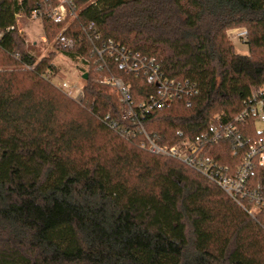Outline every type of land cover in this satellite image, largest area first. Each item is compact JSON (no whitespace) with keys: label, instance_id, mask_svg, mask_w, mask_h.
Instances as JSON below:
<instances>
[{"label":"trees","instance_id":"16d2710c","mask_svg":"<svg viewBox=\"0 0 264 264\" xmlns=\"http://www.w3.org/2000/svg\"><path fill=\"white\" fill-rule=\"evenodd\" d=\"M44 1L0 0V264H264V214L253 218L196 169L111 129L103 118L118 116L117 95L93 70L81 103L43 76L57 73L61 50L44 55L9 28ZM74 1L80 13L65 34L76 45L62 50L72 60L92 50L95 28L97 44L120 42L197 82L191 105L175 99L143 119L160 144L235 116L251 86H264V0ZM40 23L50 40L68 24ZM233 28L248 30V54L229 40ZM116 72L137 100L154 88ZM246 131L259 134L256 123Z\"/></svg>","mask_w":264,"mask_h":264},{"label":"built area","instance_id":"2783aa9c","mask_svg":"<svg viewBox=\"0 0 264 264\" xmlns=\"http://www.w3.org/2000/svg\"><path fill=\"white\" fill-rule=\"evenodd\" d=\"M78 10L74 0H45L42 6L31 11L29 16L16 14L17 24L9 29H17L23 33L20 20L41 21L47 17L55 21H67L58 35L47 41L49 52L53 50L71 51L75 49V39L66 35L69 22L78 18ZM94 23L90 24L92 28ZM228 35L241 41L248 38L246 28H233ZM97 30L87 33L92 50L88 55H81L78 64L82 73L93 70L99 83L110 86L117 95L119 102L118 116L108 113L103 121L120 136L127 140L137 141L147 151L167 156L184 162L210 179L240 204L253 218L264 214V86L252 85L249 95L243 100V107L233 117L214 118L209 126L194 135L185 137L177 143L160 144L158 136L151 134L143 124V119L151 112L170 106L175 99L187 98L191 105V97L199 93L196 81L189 77L171 78L161 69V63L154 56L133 51L120 42L112 39L97 44ZM34 69L35 65H26ZM117 69L138 77H145L154 85L153 90L141 100L133 94L132 85L116 72ZM48 69L43 76L62 92L78 102L84 98L83 86L71 85L67 78L58 81ZM252 123L257 124L256 137L247 136ZM181 134V132H180ZM222 150L224 153L218 151ZM230 154V160H225ZM224 157V159H223Z\"/></svg>","mask_w":264,"mask_h":264},{"label":"rangeland","instance_id":"374dc122","mask_svg":"<svg viewBox=\"0 0 264 264\" xmlns=\"http://www.w3.org/2000/svg\"><path fill=\"white\" fill-rule=\"evenodd\" d=\"M20 26L23 28V35L26 38L27 42L35 43L37 47L40 48L44 55L49 53V46L47 41H51L48 36L45 34L44 29L40 21H30L27 18H22L20 20ZM228 35V31H227ZM229 40L234 44L235 50L240 54H248L249 46L246 42L236 39L232 36H229ZM38 48V49H39ZM43 48V49H41ZM51 52V51H50ZM40 58V57H39ZM54 62L58 68L57 77L53 78L54 81H58L63 77L67 78L71 85L76 84L78 87H82L86 80L83 75L82 66L78 64L77 60H72L68 54L64 51H57L56 57L54 58ZM259 129L264 128V123L258 124Z\"/></svg>","mask_w":264,"mask_h":264},{"label":"water","instance_id":"95a60500","mask_svg":"<svg viewBox=\"0 0 264 264\" xmlns=\"http://www.w3.org/2000/svg\"><path fill=\"white\" fill-rule=\"evenodd\" d=\"M83 77H84L85 79H87V78H88V73H84Z\"/></svg>","mask_w":264,"mask_h":264}]
</instances>
